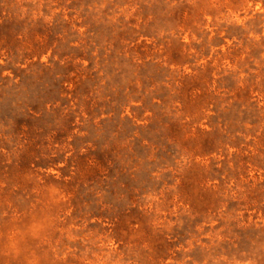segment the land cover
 <instances>
[{
    "label": "rangeland",
    "instance_id": "374dc122",
    "mask_svg": "<svg viewBox=\"0 0 264 264\" xmlns=\"http://www.w3.org/2000/svg\"><path fill=\"white\" fill-rule=\"evenodd\" d=\"M0 264H264V0H0Z\"/></svg>",
    "mask_w": 264,
    "mask_h": 264
}]
</instances>
